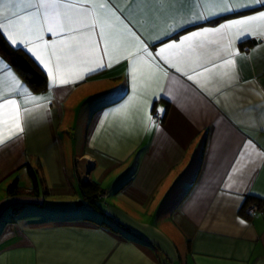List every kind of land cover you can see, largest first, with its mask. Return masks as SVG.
I'll return each mask as SVG.
<instances>
[{"label":"crops","instance_id":"obj_1","mask_svg":"<svg viewBox=\"0 0 264 264\" xmlns=\"http://www.w3.org/2000/svg\"><path fill=\"white\" fill-rule=\"evenodd\" d=\"M109 3L159 65L138 61L135 83L137 55L124 51L118 36L110 67L82 80L68 73L77 82L51 91L47 70L27 49L19 51L44 74L43 89L32 87L0 45V57L29 92L50 97L21 104L30 109L24 132L0 146V264H264V36L223 37L238 53L228 57L238 79L217 91L214 80L196 77L208 92L156 56L173 42L162 29L179 4ZM255 14L224 13L172 37L179 43L193 31ZM184 60L187 70L193 57ZM14 179L21 192L10 194ZM93 185L92 203L86 192ZM250 203L260 210L244 213Z\"/></svg>","mask_w":264,"mask_h":264},{"label":"snow or ice","instance_id":"obj_2","mask_svg":"<svg viewBox=\"0 0 264 264\" xmlns=\"http://www.w3.org/2000/svg\"><path fill=\"white\" fill-rule=\"evenodd\" d=\"M169 2L181 6L176 15L171 17L172 23H166L162 29L163 34L172 38L173 42L161 47L156 56L170 67H174L177 72L187 75L189 80H193L205 91L210 92L196 77L203 76L206 81L214 80L218 85L217 91L221 86L233 84L238 79L236 63L234 58L228 57H234L238 53L232 52L230 43L223 44L221 41L229 34L264 36V10H261L264 9V0ZM187 3H191L192 7L184 9L183 5ZM241 9H253L256 14L228 20L215 28L204 27L200 31H193L183 36L179 43L172 37L177 28H183L186 24L208 20L224 13H237ZM46 33L56 39L46 40ZM0 34L4 35L16 50L27 49L43 65L50 77V91L57 86L76 83L77 80L110 67L115 51L111 47L114 36L119 37L122 49L128 51L129 55L133 54L129 49L135 50L137 61L133 63L131 73L134 83L138 61L142 60L150 67L159 68V65L152 64L155 59L153 53L148 51L140 37L128 27L120 15H117L109 0H0ZM97 36L103 41L102 49L95 39ZM210 36L221 39L209 40ZM210 49L211 59L208 55ZM102 57H107L109 63L105 64ZM185 57H193L192 66L187 70L181 67ZM217 59L220 63L211 62ZM209 63L211 66H206ZM189 71L194 75H190ZM68 73L75 75L77 80L70 79ZM163 75L167 76V72ZM5 81L8 86H0V129L8 130V134L0 135V146H3L7 139L24 132L22 120L30 109L21 108V104L50 99L46 96H33L0 57V82ZM142 103L146 104V100ZM127 107L128 102L118 111H124ZM147 121L149 124L154 123L151 117H147ZM258 155L264 157V152Z\"/></svg>","mask_w":264,"mask_h":264},{"label":"trees","instance_id":"obj_3","mask_svg":"<svg viewBox=\"0 0 264 264\" xmlns=\"http://www.w3.org/2000/svg\"><path fill=\"white\" fill-rule=\"evenodd\" d=\"M0 45L4 49L5 53L8 55V58L14 65V67L24 76V78L32 85L35 90L43 89L46 86V79L44 74L35 67L32 61L26 57L24 53H21L19 50L10 49L6 46L3 40L0 38ZM31 176L34 172L30 169V166L26 165ZM95 185V184H94ZM90 187L89 194L86 192L87 198L93 203L94 197H97V187ZM8 192L10 194H17L21 192V186L18 185L17 179H14L8 185Z\"/></svg>","mask_w":264,"mask_h":264},{"label":"built area","instance_id":"obj_4","mask_svg":"<svg viewBox=\"0 0 264 264\" xmlns=\"http://www.w3.org/2000/svg\"><path fill=\"white\" fill-rule=\"evenodd\" d=\"M154 117L158 120L161 118V114L154 113ZM260 210V205L257 203H250L246 206H244L243 211L246 214H252L254 212H257Z\"/></svg>","mask_w":264,"mask_h":264}]
</instances>
